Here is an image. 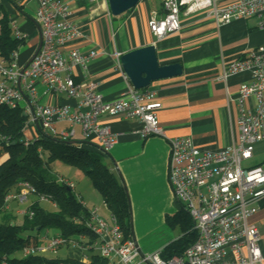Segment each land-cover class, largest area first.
<instances>
[{"label": "built area", "instance_id": "obj_1", "mask_svg": "<svg viewBox=\"0 0 264 264\" xmlns=\"http://www.w3.org/2000/svg\"><path fill=\"white\" fill-rule=\"evenodd\" d=\"M73 1L93 4L98 0ZM201 11H206L218 26L254 19L257 31L264 32V0H237L223 9H217L214 0H162L161 13H152L147 23L152 44L179 31L183 17ZM71 15V8L61 0H38L35 22L41 30V45L24 67L16 65L17 53L12 55L10 63L0 55V106L23 111L24 133L40 129L53 138L71 141L77 139L79 129L81 140L94 139L102 154L110 152L118 139L109 127L100 124L102 117L139 122L137 135L142 140L159 137L167 141L168 183L197 234L194 244L180 257L163 259V249L142 254L132 238L124 237L115 218L110 216L106 220L91 212L86 227L95 236L90 247L93 252L119 264H261L259 224L253 218L264 201V171L243 164L256 154V145L264 142V47L245 53L225 70L222 79L239 74L247 77L239 87L237 99L238 135L230 147L208 153L189 139L167 137L158 122L161 104L149 90H135L129 85L115 101L107 103L96 83L76 82L74 69L83 72L99 54H82L78 49L63 51L65 44L81 36ZM14 36L24 39L18 32ZM118 70L122 73L120 64ZM123 77L127 80L124 74ZM38 85L46 94L76 101V106L71 109L63 105H41ZM250 98L255 103L252 109L245 106ZM59 125L63 128L59 129ZM24 139L25 146L32 142L30 138ZM9 140L0 136V147ZM33 195V188L23 183L15 193L6 195L4 203L23 204ZM41 241L39 248L25 249L24 255L56 253L65 246L84 253L86 250L78 241H67L58 235L49 240L42 237ZM86 261L84 255L82 262Z\"/></svg>", "mask_w": 264, "mask_h": 264}, {"label": "crops", "instance_id": "obj_2", "mask_svg": "<svg viewBox=\"0 0 264 264\" xmlns=\"http://www.w3.org/2000/svg\"><path fill=\"white\" fill-rule=\"evenodd\" d=\"M72 10L71 20L76 24L80 37L63 46V51L78 49L82 54L96 52L99 56L90 62L82 72L73 71L76 82L98 85V92L104 102L115 101L129 85V81L118 70L119 59L129 51L152 44L147 28L152 13H161L162 0H142L134 9L116 18L112 22L107 1L96 3L86 1L61 0ZM237 0H214L217 9H223ZM38 0H0V18L2 9L7 14L10 27L24 37L23 44L16 54V65L24 67L37 52L41 43V30L35 22V10ZM118 25L117 34L112 25ZM118 35V38H117ZM112 37L113 41L110 40ZM117 39V40H116ZM159 65L179 64L180 77L154 82L147 89L161 104L158 111L159 125L166 131L167 137L186 138L204 152L215 153L230 147L236 140L237 99L239 87L246 81L245 74L222 79L227 67L245 53L264 47V32L256 29L254 19L236 21L226 26H218L206 11L190 14L181 19V28L154 45ZM43 106L63 105L74 109L76 101L62 96L46 94L44 88L37 86ZM255 103L250 98L245 106L252 109ZM102 126L109 127L116 134L117 144L107 154H103L104 164L116 175L126 189L131 214V238L137 243L141 253L148 255L176 241L178 229L167 226L165 218L179 212L181 205L174 198L168 183L169 146L165 139L149 137L142 140L137 132L140 123L123 120L121 117L104 116ZM59 129L63 126L59 125ZM25 138H34L28 131ZM76 141L88 146L89 151L98 152L94 139L82 141L77 129ZM264 165V142L255 147ZM252 157V159H253ZM251 159V160H252ZM248 166V167H263ZM264 171V170H263ZM59 180L72 183L64 178ZM95 191L88 197V204L79 201L90 212L100 210L92 204ZM97 198V197H96ZM101 202L103 204L102 198ZM11 202L7 209H11ZM92 210L90 208L92 206ZM12 210L16 215L23 212ZM106 217H110L104 204ZM253 221L259 224V247L264 264V203ZM57 236L47 231L43 236L47 240ZM54 236V237H53ZM55 254L59 261H82L84 252L68 246L60 247ZM46 258V257H45ZM109 264H119L115 259ZM137 262V261H136ZM135 262V263H136Z\"/></svg>", "mask_w": 264, "mask_h": 264}, {"label": "trees", "instance_id": "obj_3", "mask_svg": "<svg viewBox=\"0 0 264 264\" xmlns=\"http://www.w3.org/2000/svg\"><path fill=\"white\" fill-rule=\"evenodd\" d=\"M1 11L0 55L10 63L23 40L15 38L7 14L3 9ZM111 19L116 21V18ZM24 122L21 109L0 106V136L10 139L0 147L3 158L0 163V264H109L107 259L100 258L90 248L95 241V236L86 227L91 212L76 198L72 186L59 182L49 167L58 161L83 172L100 194L107 212L115 218L124 237L131 238L126 189L104 164L103 154L80 148L79 141H62L36 129L37 138L25 146ZM23 183L33 188L32 197L49 202L55 211H47L34 202L21 214L23 222L17 224L15 212L7 209L11 202L6 205L4 198L9 193H15ZM28 213L33 216L29 217ZM165 222L169 228L178 229L180 237L163 249L162 258L180 257L196 241L194 224L182 206L178 213L167 216ZM50 230H55L59 237L67 241H78L86 248L87 261H59L39 254L25 256L23 251L39 248L43 233Z\"/></svg>", "mask_w": 264, "mask_h": 264}, {"label": "water", "instance_id": "obj_4", "mask_svg": "<svg viewBox=\"0 0 264 264\" xmlns=\"http://www.w3.org/2000/svg\"><path fill=\"white\" fill-rule=\"evenodd\" d=\"M106 1L111 17L117 18L134 9L142 0ZM119 63L122 73L135 90H145L154 82L182 75L179 64L159 65L154 45L129 51L120 57Z\"/></svg>", "mask_w": 264, "mask_h": 264}, {"label": "rangeland", "instance_id": "obj_5", "mask_svg": "<svg viewBox=\"0 0 264 264\" xmlns=\"http://www.w3.org/2000/svg\"><path fill=\"white\" fill-rule=\"evenodd\" d=\"M117 29H118V25L116 23H113V25H112L113 33L117 34ZM117 38H118V35H117ZM110 40L113 41L112 37L110 38ZM28 133L34 137V138H32V140L37 138L36 129H29ZM79 146L82 149L88 150V146L85 144H80ZM261 158H262V155L261 156L260 155L255 156V157H253L252 160L248 161L247 163H244L243 166H259L262 164ZM2 159H3L2 156H0V163H1ZM261 166L263 167V170H264V165H261ZM49 168H50L51 174L58 176V177H61V178H64L65 180L72 183L73 192H74V194L78 200L82 198L84 200V202L86 204H88L89 195L92 193V191H95V195L97 198L95 197V199L92 200V204L97 206V208L100 210V213L98 214L99 217H101V218L106 217L107 214H106L105 210L103 209V204L101 202L100 194L94 189L90 179L83 172H81L75 168L65 166L58 161L51 164ZM34 202H38L39 206L41 208L47 210V211H50V212L55 211V207L52 204H50L49 202H45V201H38L35 197H29L25 203L19 204L20 205L19 208L21 211H25V209ZM17 204L18 203H16V202H15V204L13 203L11 205V209L16 211L18 209ZM92 208H94V207L92 206L90 208V210H92ZM87 209H88V205H87ZM15 216H16L17 224H21L23 222V216L20 214L15 215ZM55 232H56L55 230H50L51 235H53ZM45 233H43V235ZM57 235H58V233H57ZM40 255L43 257H46V258H55V256H56L52 252H41Z\"/></svg>", "mask_w": 264, "mask_h": 264}]
</instances>
